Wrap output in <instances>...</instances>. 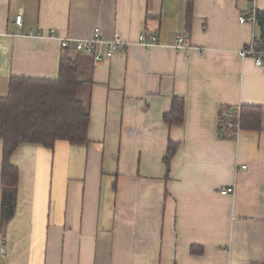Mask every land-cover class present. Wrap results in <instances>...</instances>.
<instances>
[{
	"label": "crops",
	"instance_id": "0c3cea01",
	"mask_svg": "<svg viewBox=\"0 0 264 264\" xmlns=\"http://www.w3.org/2000/svg\"><path fill=\"white\" fill-rule=\"evenodd\" d=\"M254 9L264 12V0L255 8L251 0H0V98L12 77L55 80L70 58L91 117L86 145L24 144L13 154L19 184L8 223L0 140V264H264V65L237 55L253 38L261 43L258 20L240 23ZM95 29L132 43L154 36L160 46L95 64L40 38L54 30L88 39ZM180 35L191 49L171 48ZM175 98L185 120L170 126ZM228 107L260 108L261 130L224 138Z\"/></svg>",
	"mask_w": 264,
	"mask_h": 264
},
{
	"label": "trees",
	"instance_id": "16d2710c",
	"mask_svg": "<svg viewBox=\"0 0 264 264\" xmlns=\"http://www.w3.org/2000/svg\"><path fill=\"white\" fill-rule=\"evenodd\" d=\"M264 49V12H257ZM83 83L79 80L78 63L64 58L60 63L59 77L55 80L12 77L9 93L0 98V140L3 141L1 219L8 223L15 215L19 170L12 156L24 144L41 145L53 149L57 141L74 145L89 142V105L78 98ZM225 110V109H224ZM242 130L259 131L262 127L260 108L242 107ZM185 120V101L175 98L170 112L164 115L167 125H181ZM222 128L224 124L221 122ZM230 132L225 130L224 138ZM177 145H169L165 162L167 168L175 155Z\"/></svg>",
	"mask_w": 264,
	"mask_h": 264
},
{
	"label": "built area",
	"instance_id": "2783aa9c",
	"mask_svg": "<svg viewBox=\"0 0 264 264\" xmlns=\"http://www.w3.org/2000/svg\"><path fill=\"white\" fill-rule=\"evenodd\" d=\"M257 0H251L254 8L256 7ZM240 23H249L256 25V9L253 10L251 16L240 17ZM17 26H23V17L18 15L15 19ZM40 36V35H39ZM40 38H48L57 40L60 42L63 49H74L77 52L91 55L94 59L95 64L103 62L105 59L113 58L118 52L128 53L133 46L151 48L160 46L158 39L154 36H148L142 34L135 43L123 40L119 35H115L112 39H105L100 29H95L94 34L88 39H77V38H60L57 37L56 32L51 30L46 36L41 35ZM171 48L177 51H185L191 49L190 46L186 45L185 37L183 35L177 36L174 45ZM195 49V48H192ZM196 50L206 52V48H196ZM237 55L242 60L247 58H253L257 67L264 65V49H261L257 45L256 38H253L250 44L245 48L237 51ZM242 110L241 107H228L221 113V122L224 124V129L230 132L228 137L236 139L239 133L242 131L241 128ZM242 169H246L245 166ZM239 171L238 165L236 166V172ZM234 193V188H229L221 192L222 195H230Z\"/></svg>",
	"mask_w": 264,
	"mask_h": 264
}]
</instances>
